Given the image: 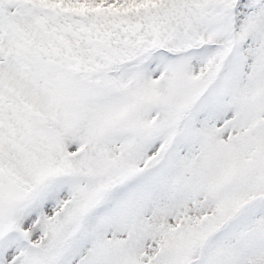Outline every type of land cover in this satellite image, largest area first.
I'll list each match as a JSON object with an SVG mask.
<instances>
[{"label":"snow or ice","instance_id":"6c2138e0","mask_svg":"<svg viewBox=\"0 0 264 264\" xmlns=\"http://www.w3.org/2000/svg\"><path fill=\"white\" fill-rule=\"evenodd\" d=\"M0 264H264V0H0Z\"/></svg>","mask_w":264,"mask_h":264}]
</instances>
